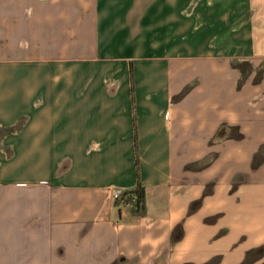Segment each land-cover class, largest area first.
<instances>
[{
    "label": "crops",
    "instance_id": "crops-1",
    "mask_svg": "<svg viewBox=\"0 0 264 264\" xmlns=\"http://www.w3.org/2000/svg\"><path fill=\"white\" fill-rule=\"evenodd\" d=\"M262 63L264 0H0V264H264Z\"/></svg>",
    "mask_w": 264,
    "mask_h": 264
},
{
    "label": "trees",
    "instance_id": "trees-1",
    "mask_svg": "<svg viewBox=\"0 0 264 264\" xmlns=\"http://www.w3.org/2000/svg\"><path fill=\"white\" fill-rule=\"evenodd\" d=\"M137 195V200L131 207V212L136 216H144L147 212V204H146V193L144 188L141 185H138L137 188L133 191L127 193V195Z\"/></svg>",
    "mask_w": 264,
    "mask_h": 264
},
{
    "label": "built area",
    "instance_id": "built-area-1",
    "mask_svg": "<svg viewBox=\"0 0 264 264\" xmlns=\"http://www.w3.org/2000/svg\"><path fill=\"white\" fill-rule=\"evenodd\" d=\"M127 193L128 191L122 188H113L110 190L112 200L126 209L131 208L137 200V195H127Z\"/></svg>",
    "mask_w": 264,
    "mask_h": 264
},
{
    "label": "rangeland",
    "instance_id": "rangeland-1",
    "mask_svg": "<svg viewBox=\"0 0 264 264\" xmlns=\"http://www.w3.org/2000/svg\"><path fill=\"white\" fill-rule=\"evenodd\" d=\"M235 66H238V64L236 63ZM261 67H264V63H262ZM216 138H218L219 141H224V140L231 139V138L239 139V138H242V136L236 134L234 131L231 130V128H229V129H223V134L219 133ZM260 153H261L260 157L264 156V145L262 146ZM260 161L264 162L263 159Z\"/></svg>",
    "mask_w": 264,
    "mask_h": 264
}]
</instances>
